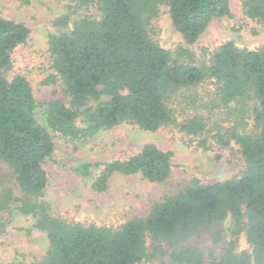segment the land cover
I'll use <instances>...</instances> for the list:
<instances>
[{
	"label": "trees",
	"instance_id": "trees-1",
	"mask_svg": "<svg viewBox=\"0 0 264 264\" xmlns=\"http://www.w3.org/2000/svg\"><path fill=\"white\" fill-rule=\"evenodd\" d=\"M74 7L95 5L99 17L76 18L68 31L48 33V53L54 75L70 98L45 105V122L53 131L71 138H86L99 129L120 123L135 124L146 131L175 124L190 135L205 130L200 117L177 123L169 102L181 89L207 78L215 81L214 106L239 109L247 99L252 108L253 129L233 132L243 169L239 176L202 183L193 178L180 191L152 204L147 215L133 217L119 228L82 226L53 216L42 199L47 186L43 164L54 151L53 137L40 124L37 102L22 75L7 78L11 52L24 43L29 28L0 14V162L6 164L22 196L0 181V213L9 217L13 208L31 215L33 227L44 231L49 247L36 264H137L147 258V237L163 242L171 262L203 264L204 251L184 243L208 226L230 217L232 235L245 232L250 251L238 256L211 251L207 264H264V45L239 48L232 41L221 43L207 64L179 63L169 50L151 39L147 27L168 7L174 28L185 44L195 43L208 24L230 14V0H74ZM244 14L264 28V0H242ZM70 16L55 19L66 27ZM99 101L94 108L89 101ZM82 117L86 128H78ZM213 138L220 141V134ZM170 150L153 143L127 159L82 163L76 170L87 175L102 166L93 187L103 191L113 173H139L152 182H163L171 171ZM12 203H16L13 207ZM18 203V204H17ZM0 216V230L5 226ZM215 241L219 234L214 233ZM157 246H154L156 248Z\"/></svg>",
	"mask_w": 264,
	"mask_h": 264
},
{
	"label": "rangeland",
	"instance_id": "rangeland-1",
	"mask_svg": "<svg viewBox=\"0 0 264 264\" xmlns=\"http://www.w3.org/2000/svg\"><path fill=\"white\" fill-rule=\"evenodd\" d=\"M74 4V0H0V14L23 22L30 31L27 40L11 52V68L5 74L7 78L22 75L28 80L37 102L34 116L53 137L54 151L43 164L48 181L42 199L48 203L49 212L69 223L117 229L133 217L147 215L154 202L176 194L193 178L211 183L239 176L243 163L239 147L230 134L247 133L253 129L252 108L257 103L247 99L239 109L234 103H230L228 108L214 106L216 85L212 78L179 90L169 102L177 123L194 116L202 118L205 130L198 135L187 134L175 124L146 131L135 124L120 123L110 129H99L86 138L71 139L47 126L43 112L49 101L60 100L67 106L70 104V98L56 76L45 82L54 75L47 35L70 30L73 21L81 16L100 15L95 5L75 8ZM65 14L70 16L68 25H55V19ZM147 30L151 39L169 50L174 60L196 66L207 64L213 51L225 41L246 49L264 45V28L244 14L242 0H230V14L213 19L191 45L185 44L172 25L165 5L160 7L159 14L150 21ZM98 103L91 100L87 106L94 108ZM75 124L81 129L87 127L82 117L77 118ZM215 134H220V141L213 138ZM146 143L172 152L170 175L163 182L149 181L139 173H113L107 187L98 191L93 182L102 166L92 167L87 175L76 170L82 163L127 159L139 153ZM0 181L9 186L15 196H22L10 169L2 162ZM15 205L12 203L13 207ZM0 216L3 222L8 219L0 230V264L39 262L49 242L44 231L33 227L32 216L15 208L9 217L6 213H0ZM231 225L232 220L228 216L184 244L204 251L203 264L208 263L211 251L216 254L228 251L236 256L243 250L250 251L245 232L234 236ZM214 233L219 234L217 242ZM147 246L150 255L137 264H176L170 261L163 242L157 245L147 237Z\"/></svg>",
	"mask_w": 264,
	"mask_h": 264
}]
</instances>
